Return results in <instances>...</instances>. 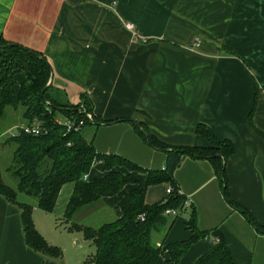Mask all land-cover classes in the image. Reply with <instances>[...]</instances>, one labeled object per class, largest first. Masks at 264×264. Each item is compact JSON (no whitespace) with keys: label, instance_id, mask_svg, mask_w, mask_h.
I'll return each instance as SVG.
<instances>
[{"label":"crops","instance_id":"obj_1","mask_svg":"<svg viewBox=\"0 0 264 264\" xmlns=\"http://www.w3.org/2000/svg\"><path fill=\"white\" fill-rule=\"evenodd\" d=\"M0 37L42 52L52 63L54 87L72 104L87 97L98 118H131L172 146H208L196 131L199 123L230 140L231 199L264 227V0H0ZM7 109L0 147L9 152L0 170L8 172L15 148L7 140L19 119L25 120L20 127L28 120L24 108L11 107L8 117L17 121L3 125ZM82 134L98 152L145 168L166 165V152L150 146L130 122L89 124ZM173 177L191 207L166 216L167 226L152 235L154 246L188 239L186 222L195 211L199 229L217 230L236 264H264V232L226 198L211 160L183 157ZM133 187L84 205L74 222L83 224L88 212L105 205L114 206L115 220L119 201ZM170 187L150 186L146 202L164 200ZM72 191L73 184L63 187L53 212L18 195L33 205L36 227L52 244L51 225L59 227ZM218 240H198L178 264H194ZM0 264H64L63 257L43 256L26 244L20 210L2 195ZM156 264L173 263L164 254Z\"/></svg>","mask_w":264,"mask_h":264},{"label":"trees","instance_id":"obj_2","mask_svg":"<svg viewBox=\"0 0 264 264\" xmlns=\"http://www.w3.org/2000/svg\"><path fill=\"white\" fill-rule=\"evenodd\" d=\"M53 72L52 63L42 52L0 37V132L1 121L8 107L15 110L24 108L28 122L38 120L45 127L40 134H28L19 129L7 140L15 146L13 161L8 168L15 178V187L5 182L0 170V195L19 208L26 244L43 256L55 259L63 257L62 249L48 242L37 229L33 206L20 201L18 195L23 193L35 197L42 210L53 212L63 187L73 184L62 219L70 231L82 232L94 244V251L85 264H156L164 254H168L173 264H178L192 244L212 235L220 240L194 264H236L217 230L199 229L195 211L186 222L191 231L188 239L158 247L152 243L153 233L167 226V215L164 214L167 208H179L180 214L186 211L183 204L187 197L180 192L173 177L186 156L211 160L216 166L226 198L259 231L264 232V227L255 221L252 213L231 199L226 162L234 152V144L218 138L205 123H199L196 131L206 138L208 146H172L158 139L141 122L142 127H138L131 118L103 120L94 115L91 103L85 96L82 104H72L53 84L44 91ZM82 107L93 113L94 124L97 125L115 121L134 124L143 140L166 152L165 167L145 168L119 154L98 152L94 144L84 138L83 130L67 131L66 126L57 122L61 116L86 119ZM253 111L254 106L250 115ZM89 124L92 122L88 121ZM92 170L99 174L92 175ZM86 175H89L88 179H84ZM163 182H168L172 191L164 200L148 204V188ZM128 184L134 187L124 194L117 205L120 217L98 227L73 221L74 214L81 207L104 197L115 196ZM142 215L145 216L144 220Z\"/></svg>","mask_w":264,"mask_h":264},{"label":"rangeland","instance_id":"obj_3","mask_svg":"<svg viewBox=\"0 0 264 264\" xmlns=\"http://www.w3.org/2000/svg\"><path fill=\"white\" fill-rule=\"evenodd\" d=\"M10 108L11 107H8L7 115L5 119H3V125L5 126L11 125L12 121H17L16 115H14L13 117L11 116L8 117V113L10 112V110H13ZM21 122L23 123L25 122V120L23 118L19 119V122H17L14 126L15 128L14 129L12 128L13 130L11 131V135H15L18 132V130L20 129L19 127L22 124ZM3 125H2V128H3ZM1 132H0V135H1ZM5 137L6 136H4V139ZM1 139L3 138L1 137ZM2 148L3 147H0V152H3L1 151ZM8 152L9 151L6 150L3 153H0V165H2V163L6 161L5 157L6 155H8ZM2 172H3L5 180L9 182L10 185L15 187L16 181H15V178L12 176V174L9 171L8 173L4 168H2ZM20 196L26 198L27 200L30 199L32 203L35 201L37 202V199L35 197L22 194V193H20ZM104 210H107V211H104ZM185 216H188V214H186ZM112 217H116V215L114 216V206L110 208L108 207V205H105L104 208H100V209H96L94 211L88 212V215H86V217L83 218V224H90L93 226H98L99 223L112 220L113 219ZM63 220L64 219H62V221ZM62 221H58L57 224L59 227L55 228L53 224L51 225L50 233H51L52 239L55 241V243L53 244L59 246L62 249L64 264H85L86 259H88L89 255H91L94 251V247H95L94 244L91 241H88L82 232L74 231V230L70 231L68 227L65 228L63 225L65 222L63 221L62 223Z\"/></svg>","mask_w":264,"mask_h":264},{"label":"built area","instance_id":"obj_4","mask_svg":"<svg viewBox=\"0 0 264 264\" xmlns=\"http://www.w3.org/2000/svg\"><path fill=\"white\" fill-rule=\"evenodd\" d=\"M127 27L130 28L131 30H134V24L129 22L127 23ZM91 114H93L92 112H90ZM91 115L89 114L88 118H84V119H74L72 117L69 116H63L62 118H57V122L59 124H62L64 126H66V130L67 131H72L77 130H83L87 125H88V121H90ZM20 129L22 131H24L25 133L28 134H40L41 132H43L45 130L44 126H41V124L39 123L38 120H35L34 122L30 123L28 122L27 124L23 125L22 127H20ZM89 175H86L84 177V179H88ZM172 191V187H170L168 189V193ZM191 207V200L190 199H186L184 204H183V209H188ZM181 210L179 208L174 209V208H167L164 211V214L169 216H179L180 215ZM141 218L144 220L145 216L142 215Z\"/></svg>","mask_w":264,"mask_h":264},{"label":"water","instance_id":"obj_5","mask_svg":"<svg viewBox=\"0 0 264 264\" xmlns=\"http://www.w3.org/2000/svg\"><path fill=\"white\" fill-rule=\"evenodd\" d=\"M53 81H54V72L51 75V78H50V81H49L48 85L44 88V91L49 86H51L53 84ZM82 109L84 110V113H85V115H86L87 118L89 117V114L91 115L92 118H90V122H92V124H94L95 123V119L93 117V114H91L90 112H88L87 110H85L83 107H82ZM132 122L135 123L138 127H140V128L142 127L141 124H140V122H138L136 120H132Z\"/></svg>","mask_w":264,"mask_h":264}]
</instances>
